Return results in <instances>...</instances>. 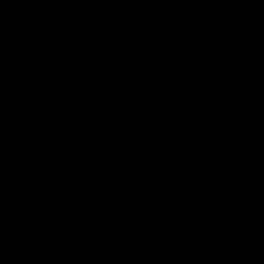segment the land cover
<instances>
[{"label":"water","instance_id":"obj_1","mask_svg":"<svg viewBox=\"0 0 264 264\" xmlns=\"http://www.w3.org/2000/svg\"><path fill=\"white\" fill-rule=\"evenodd\" d=\"M0 264H264V0H0Z\"/></svg>","mask_w":264,"mask_h":264}]
</instances>
